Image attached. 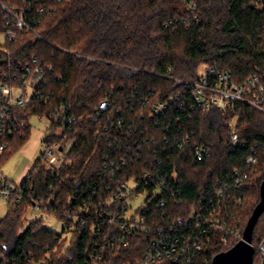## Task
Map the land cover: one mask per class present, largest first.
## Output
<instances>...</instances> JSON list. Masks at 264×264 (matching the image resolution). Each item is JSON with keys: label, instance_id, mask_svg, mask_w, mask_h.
<instances>
[{"label": "trees", "instance_id": "obj_1", "mask_svg": "<svg viewBox=\"0 0 264 264\" xmlns=\"http://www.w3.org/2000/svg\"><path fill=\"white\" fill-rule=\"evenodd\" d=\"M39 8L29 12L35 32L0 40V85L21 83L18 67L33 58L46 67L29 102L15 110L24 126L8 138L0 164L26 143L33 115L49 117L42 142L61 146V160L51 169L40 153L21 180V201L0 219V264H137L156 230L197 235L198 214L243 230L264 179V114L245 102L188 112L170 104L158 113L153 105L187 90L168 75L195 80L202 64L231 72L236 82L253 75L264 82V0H61ZM5 18L0 9V34ZM233 119L244 147L229 142ZM185 134L210 155L197 160L191 144L179 147ZM255 146L257 162L248 166ZM130 179L133 194H146L136 209L143 221L121 227L96 215L122 213L125 199L111 209L103 202ZM34 203L62 222L61 232L44 227L42 217L24 224ZM200 224L203 244L180 264H210L237 242L224 243L221 230ZM263 235L264 212L252 234L253 264Z\"/></svg>", "mask_w": 264, "mask_h": 264}, {"label": "built area", "instance_id": "obj_2", "mask_svg": "<svg viewBox=\"0 0 264 264\" xmlns=\"http://www.w3.org/2000/svg\"><path fill=\"white\" fill-rule=\"evenodd\" d=\"M51 1L61 0H23V4L20 7H11L0 1V9L5 14L4 31L0 34L1 39L13 40L17 36L18 31L32 30L31 23L34 22V18L29 19V12L31 11V5L35 3L40 4L38 12H42L46 9V6ZM194 5L192 4V8ZM35 32V31H34ZM0 39V40H1ZM4 51H6L4 49ZM8 53V51H6ZM37 59L33 58L30 62H24L19 65V73L22 75V81L19 84H1L0 85V153L8 146V138L17 134L23 123H19L15 117V110L25 106L33 93L36 92V85L39 84L46 77V67L36 64ZM16 76L14 78L16 79ZM171 79L178 83L183 84L187 90L183 88L172 96L168 101H159L153 105L154 112H163L170 104H176L182 111L202 110L207 111L213 107H220L223 109L231 108L237 102H245L256 110L264 114V82L261 75H253L243 82H236L233 75L229 71H225L219 68L217 65H205L204 70L198 73V77L195 80H184L175 78L168 75ZM30 88L31 92L28 94L26 88ZM17 89L18 91H14ZM189 114V113H188ZM48 122L49 117H46ZM49 124V123H48ZM231 131L229 135V142L234 146H246L245 140L240 139L238 133L234 130L235 119L231 121ZM178 146L188 143L193 147L194 157L197 160H202L210 155V149L207 145L191 141L187 134L183 139L178 140ZM256 146L252 147L251 153L246 159V164L252 166L257 162V154L255 153ZM61 146L54 143L43 142L41 155L46 163V166L51 169H55L60 163ZM27 174V173H26ZM237 184H240L241 172L234 170L233 172ZM176 175L175 173L173 174ZM151 176L148 171L143 172V179H147ZM246 178V174L242 175ZM25 177V176H24ZM134 183V186H130V182ZM20 182L11 181L8 177L0 172V197L6 200L7 206L14 205L21 201V187ZM163 181L156 182L153 187V192H158L162 189ZM136 187V182L133 179L121 182L116 191L113 193L112 200H105L103 205L108 209L113 208L115 202L113 200H123L125 203L122 207V213L118 211H107L102 214L98 210L96 215H103V218L108 223H116L117 220L121 222V227L124 224L130 225L132 228L137 227L143 218L140 214L136 213V210L129 212L130 200L138 195L133 194ZM227 183L222 185L218 196L223 197L224 189H227ZM131 196V197H130ZM220 200V199H219ZM40 204L34 203L31 210H39ZM211 213L198 214L194 221L195 228L199 232L196 234H182L173 233L170 229H159L153 234L150 243L143 254L142 260L137 264H156L161 260H165V264H180L189 262L193 259L195 251L199 250L203 244V239L206 237L207 231L204 226H201V221L207 222L209 227L219 229L223 235L221 239L224 243L230 241H238L242 238V230L237 229L234 226L225 225L223 219L216 217H209ZM192 217L190 220H192ZM233 218V215H230ZM206 227V226H205ZM96 232L99 234L101 229ZM259 252V263L264 264V235L259 240L257 245ZM99 256H95L98 258Z\"/></svg>", "mask_w": 264, "mask_h": 264}, {"label": "rangeland", "instance_id": "obj_3", "mask_svg": "<svg viewBox=\"0 0 264 264\" xmlns=\"http://www.w3.org/2000/svg\"><path fill=\"white\" fill-rule=\"evenodd\" d=\"M204 67V64L200 65L198 68V73H201L204 70ZM14 91L16 92L18 90L14 89ZM26 92L29 94L31 89L27 87ZM29 122L31 125V131L26 143L21 148L10 154L7 159L2 164H0V172L14 182H20L26 175L33 162L39 157V154L42 150V138L46 133L49 123L46 117H40L38 115L31 116ZM130 186H134L132 181L130 182ZM145 196V193H139L138 195L134 196L129 202V212L135 211L142 204ZM7 208L8 206L6 200L0 197V219L7 212ZM35 217H42L44 220L43 226L47 229L55 232H61V221L53 216H46L44 213L38 210L28 211L24 224ZM66 234L68 233H64L63 235Z\"/></svg>", "mask_w": 264, "mask_h": 264}, {"label": "water", "instance_id": "obj_4", "mask_svg": "<svg viewBox=\"0 0 264 264\" xmlns=\"http://www.w3.org/2000/svg\"><path fill=\"white\" fill-rule=\"evenodd\" d=\"M105 102L102 103V107ZM264 212V179L259 187V201L253 208L242 230V238L226 250L216 253L210 264H253L252 234L260 215Z\"/></svg>", "mask_w": 264, "mask_h": 264}]
</instances>
